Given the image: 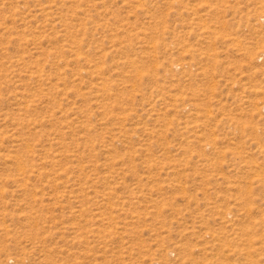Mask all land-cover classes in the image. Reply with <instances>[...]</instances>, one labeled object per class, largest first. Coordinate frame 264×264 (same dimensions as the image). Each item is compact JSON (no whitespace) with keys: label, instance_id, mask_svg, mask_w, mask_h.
Returning a JSON list of instances; mask_svg holds the SVG:
<instances>
[{"label":"rangeland","instance_id":"1","mask_svg":"<svg viewBox=\"0 0 264 264\" xmlns=\"http://www.w3.org/2000/svg\"><path fill=\"white\" fill-rule=\"evenodd\" d=\"M0 264H264V0H0Z\"/></svg>","mask_w":264,"mask_h":264}]
</instances>
